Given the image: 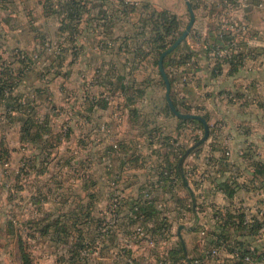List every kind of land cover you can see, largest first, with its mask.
<instances>
[{
  "label": "crops",
  "instance_id": "crops-1",
  "mask_svg": "<svg viewBox=\"0 0 264 264\" xmlns=\"http://www.w3.org/2000/svg\"><path fill=\"white\" fill-rule=\"evenodd\" d=\"M30 1L22 0L23 6L27 8ZM189 1L195 14L191 32L173 51L164 68L175 107L181 112L203 116L209 126L207 140L187 155V149L197 138L199 124L183 121L167 109L163 78L153 62L154 53L140 34L142 23L149 18L146 12L151 15L153 11H168L180 24L184 14L189 20L185 0H38V18L52 23L59 20L58 30L64 29L65 24L76 35L75 40L82 35L101 36L106 43H111V38L116 43V47L106 44L98 51L100 63H93L91 59L83 63L85 57L79 61V56L72 63L78 71L93 69V74L86 77L79 89H73L76 101L72 105L79 102L80 105L77 104L70 116L74 120L67 131L71 137L67 146L71 144L77 149H71L67 158L60 157L61 147L56 149L59 142L48 143L52 130L47 125L48 113L45 112L47 117L43 121L40 109L31 104L34 98L29 97L30 102L22 105L21 112L5 111L6 103L22 102L19 101L22 81L29 86L31 83L36 87L47 86L39 84L42 83L41 66L28 64L26 56L11 61L8 66L0 63V80L5 88L11 87L9 93L0 92V106L7 120L19 123V142L33 148L28 162L17 167L16 174L29 172L36 182L33 186L37 184L29 195H22L23 208L31 213L22 239L24 245L38 241L43 246L47 257L37 258L41 264H127L119 246L120 237L109 243L110 214L114 212L117 222L120 221V215L127 209L130 214L136 204L144 202L146 190L151 193L149 204L152 205L143 225L151 230L161 222L167 225L163 235H167L168 251L179 244L182 247L177 234L182 225L187 255L183 247L182 250L190 260L193 257L204 264H240L234 257V251L240 248L253 252L254 264H263L264 115L256 106L258 109L247 118L239 100L246 95L231 93L233 87H241L244 77L247 78L245 70L253 54L247 36L236 35L234 25L244 23L248 29L254 12L263 3L261 0ZM91 22L99 23L96 34L92 33ZM117 23L122 24L118 32L115 31ZM24 30L36 33L39 28ZM129 38L133 46L127 44L125 49L123 41ZM231 43L234 51L237 49L236 62L220 52ZM86 48L82 45L81 54L84 55ZM87 51L95 54L93 47ZM60 55L50 57L51 61H43L42 65L46 69L55 68V75H74L71 76L74 82L77 80V72L73 74L75 69L72 71L71 67L69 73H61L64 67ZM121 59L125 62L123 70L117 72L116 60ZM38 91L39 99L44 92L57 97L54 90L52 93L47 89ZM28 114L39 122H46V131L37 143L22 138L23 122ZM83 119L84 134L78 130V122ZM79 135L84 139H79ZM0 149L7 152L5 158H0L1 166L10 162L11 152L3 142ZM83 151L84 156L79 157ZM78 166L85 167L87 236L79 234L83 223L78 203H74L78 197ZM183 178L194 193V207ZM97 197H100V207L96 208L99 211L95 217ZM111 198L117 202L111 204ZM239 216L253 227L252 232L240 225ZM5 228L6 234H15L16 240L18 228L14 230L12 219L5 222ZM162 230L156 231L158 237L162 236ZM94 245L101 247L100 256L93 255ZM110 245L114 247V256L105 257L103 251L109 250ZM211 248L218 249L216 255L209 256ZM78 252L84 259L78 257ZM18 254L19 264H27ZM29 256V263L36 264L32 255Z\"/></svg>",
  "mask_w": 264,
  "mask_h": 264
},
{
  "label": "rangeland",
  "instance_id": "rangeland-1",
  "mask_svg": "<svg viewBox=\"0 0 264 264\" xmlns=\"http://www.w3.org/2000/svg\"><path fill=\"white\" fill-rule=\"evenodd\" d=\"M9 1L10 0H0V63L5 64L4 66H8L11 61L22 57L25 58L26 56L28 58V64L36 68L41 66L39 70V77L42 83L39 84H45L47 86L36 87L32 83V86H29L28 82L22 81V86L20 85L22 92L19 95V101H22L20 103L25 106L30 102L29 97L31 99L34 98L31 104L37 107V109H40L38 111L43 116V121L46 120V113H48L47 125L52 129L50 131V136H48V139L50 140L48 143L59 142V146L56 149L61 147V156L59 153L58 156L62 157V159L67 158V156L70 155L69 151L71 149H73V151L74 149H77L71 144V148L67 146L71 141V137H69L67 131L70 127V123L74 120V117L70 116L74 109L77 108V104L80 105V102L76 105H72L76 101L74 99L73 89H79L82 85H84L83 82L86 77L93 74V69L83 68L78 71L74 68L72 63L77 56H79V61L82 59L81 57H85V59H83V63L88 59H91L93 63H100L101 55L98 51L102 50L106 44L108 47H116V43L113 44L112 42L115 41V39L111 38V43H106L101 36L88 38L87 36L82 35L78 36L75 40L74 37L76 35L71 34L70 31L65 28V24H63L64 29L58 30V27H60V23L58 22L59 20L54 18L55 23H52L53 21L43 22L44 20L41 21L38 18V11L40 8L38 6V0L30 1L29 4H27V8L23 6L24 4L22 3V0H12V2ZM261 1L263 5L254 12L253 21L250 25L248 24V29H246L244 23L234 25L236 35H242L245 33V36L248 38V43L253 49V54L250 56V60L252 61L248 66L249 68L245 70L247 78L244 77V81L241 82L242 84L240 85L241 87L235 86V88L233 87L231 90L233 95H235L236 92L246 95L240 97L239 100L241 101L240 104H242L245 112L247 113V118L258 109L256 106L261 108V113L264 115V0ZM146 13L147 16H145L148 18L150 13ZM184 15L185 17L183 19V23L181 24L180 31L184 29L188 22L187 14ZM98 24L91 22L92 33L96 34L100 29ZM121 25V23L116 24V32H118V28ZM239 26H243L245 29L241 30L239 29ZM38 28L39 30L36 33H26L24 30H36ZM85 28L86 26L82 27V29L80 27L81 30H84ZM127 28L128 27H126V29ZM130 39L131 38L123 41V48L126 49L125 45L127 44L129 47L133 46V43L131 45ZM81 44L87 47L85 49L86 51L88 50V47H93L95 54H89V51H85L84 55L83 53L81 54ZM114 50H116V48H114ZM79 51L80 54L76 55L75 53ZM58 53H62L60 56H62L61 61L64 69L61 70V73H69V69L71 67L72 71L75 69L73 74L77 72V80H74V82L71 80V76L74 75L70 76V73L67 74V76L65 73L55 75V68L52 67V69H46L42 65L43 61L48 63L51 61L49 58L57 56ZM116 62L118 64V68L116 67L117 72L119 70L122 71L123 64L125 63L124 59L116 60ZM89 64V66H91L92 63ZM43 89H47V91L51 93L54 90L57 93V97L55 96L54 98L53 95L50 97L44 92L43 97L39 99L38 90ZM162 89L163 88L160 86V93L163 92ZM17 125L19 126V123L16 121L7 120L3 108L0 106V142H3L11 152L10 162L2 163L0 166V264H19V244L17 239L15 240V234H6L5 222L12 219L14 230L18 228L21 229L22 232L26 233L25 231H27V227L25 222L26 219H28V215L31 213L28 208L24 210L22 195H25V193L29 195L30 190L37 186V184L33 186L36 182L34 181L31 173L28 172V175L27 173H22L20 176L16 174L17 167L25 162H28V157H30L33 153V148L30 144H21L19 142ZM82 126H84V119L82 122H80V120L78 122V130L84 134V127ZM57 127H60L62 132L59 133ZM190 134H192V132H190ZM202 135L203 129L200 128L196 136L197 139H200ZM72 137H75L74 133H72ZM79 139H84V136L82 137V135H79ZM194 143L195 142L191 145H194ZM95 148H97V146H95ZM54 151L56 150L54 149ZM82 156H84V151L79 155V157ZM63 163L64 160L61 161V164ZM48 167L55 171L57 169L52 165ZM65 167L67 168V166ZM76 168L78 169L77 177H79V182L76 186V193H78V197L74 203H78L80 210L79 215L81 217V222L83 223L82 233L84 236H87L89 231L85 226V222H87L85 217V203L88 201L84 183L85 167L78 166ZM73 175L74 174L72 173V176ZM17 178L19 180H17ZM73 188L74 186H72V189ZM116 200L117 199L111 198V204H115L117 202ZM94 203V216L97 217L98 214H96V211L99 210L96 208L100 207V197L95 198ZM119 218L120 221L118 219L117 222V215L114 214V212H111L109 221V239H111V242L109 243L111 244L112 241H117V238L120 237L119 246L127 261H133L135 264H139V262L140 264H151L152 259H154L151 251L152 246L137 235V228L140 227L141 224L143 225V223L135 221L133 216L128 213V209L124 214H121ZM96 232L98 231H95V233ZM25 248L29 255H32L36 264H41L37 258L47 257L43 246L40 245L38 241L28 243L25 242ZM113 248V245H110L109 250H104V256H114V253L112 254ZM94 250L93 255L100 256L102 252L101 247L99 245L95 247L94 245Z\"/></svg>",
  "mask_w": 264,
  "mask_h": 264
},
{
  "label": "trees",
  "instance_id": "trees-1",
  "mask_svg": "<svg viewBox=\"0 0 264 264\" xmlns=\"http://www.w3.org/2000/svg\"><path fill=\"white\" fill-rule=\"evenodd\" d=\"M147 22H143L141 30H140V34L144 35V40L147 45L151 48V51L154 53V60L153 62L157 65L158 63V57L161 54V52L163 50H165L166 48H168L173 41L180 35V33L182 31H180L181 29V24L179 22V20L177 19V17L168 12V11H153V13L149 16V18L147 19ZM173 51L168 54L163 61V65L165 68V63L168 61V59L170 58V56L172 55ZM23 58V57H22ZM3 81V80H2ZM1 82V80H0ZM4 83L1 82L0 84V92L5 94V93H9L11 91V87H4ZM174 103V101H173ZM174 105L176 106V103H174ZM167 109L169 110L168 106ZM23 110V106L20 102H12V103H6V107H5V111L7 112H11V111H18L21 112ZM28 117L25 119V121L23 122V134H22V138L23 140H31L34 142H38V140L41 138V133L43 131H46V122H39V120H37L33 115L28 114ZM183 121H189V122H193V123H198L200 128L203 129V125L200 121L198 120H194V119H183ZM43 124V125H42ZM44 127V128H43ZM33 131V132H32ZM210 134V131H209ZM199 139H195L194 142L196 143ZM7 155V152L4 150L0 149V158H5ZM152 201V200H151ZM138 206V210H133L132 216L134 218L135 221H139L140 223H145V221H147L148 217H149V209L151 207L152 204H149L148 201L143 202L142 204H136ZM190 205V203H189ZM149 214V215H148ZM240 217V216H239ZM231 218L230 216H228V219ZM228 222V221H226ZM163 222L160 223V225L156 224L153 229H149L151 230V232L156 236V239L159 240L160 238H163V234H165L167 232L168 227L163 226L162 224ZM239 223L240 225L243 224V228H245L246 230H248L249 232H252L251 230L253 229V227L249 226L248 223H244V219H242L241 217L239 218ZM163 229V230H162ZM158 230H162L161 231V235L160 237H158L156 235V231ZM17 241L19 244V252H20V257L24 258V262L27 264L29 263V253L26 251L25 245H24V241L22 239V231L20 229L17 230ZM79 234L82 235V230L79 229ZM79 241L82 240V237H78ZM240 251V253H249L250 255L253 256V252H250L248 250L245 249H236L234 251V253L236 251ZM78 257L84 259V256L81 255V253L78 252ZM169 255L171 260L173 261V264L175 263H179L180 261L186 260V257L183 253L182 247L179 244L178 247H175L174 249H170L169 250ZM81 260V259H80ZM197 260L196 258L191 257V261L192 263ZM239 261L240 264H243L241 262V260L237 259Z\"/></svg>",
  "mask_w": 264,
  "mask_h": 264
},
{
  "label": "water",
  "instance_id": "water-1",
  "mask_svg": "<svg viewBox=\"0 0 264 264\" xmlns=\"http://www.w3.org/2000/svg\"><path fill=\"white\" fill-rule=\"evenodd\" d=\"M185 4H186V7H187V10H188V13H189V20H188L186 26L184 27V29L182 30V32L180 33V35L173 41V43L168 48H166L165 50H163L161 52V54L158 57L157 65H158L159 72H160V74H161V76L163 78L164 84H165V99H166V102H167V105H168L170 111L175 116H177L178 118L198 120L203 125V135H202V137L196 143H194V145H192L191 147H189V149H187V151L185 153L187 155L194 148H196L197 146L201 145L202 143H204L207 140V138L209 136V126H208V123H207L206 119L203 116L198 115V114H194V113H190V112H181L175 107V105H174V103H173V101L171 99V95H170L171 85H170L169 79L167 77V74L165 72L164 65H163L164 58L168 54H170L172 51H174L187 38V36L191 32V28H192V25H193L194 20H195V14H194V10H193V6H192L191 2L189 0H185ZM183 180H184V183H185V185L187 186V188L189 190V193H190V196H191V200H192V204H193V207H194L195 206L194 193H193L192 189L188 186V183H187L186 179L183 178ZM182 229H183V226L180 225L178 227V233L177 234H178V237L180 239V242L182 243V247H183L184 253H185V255H187L185 243H184L183 238L181 236V230ZM186 261H187L188 264H193L192 261L188 257H186Z\"/></svg>",
  "mask_w": 264,
  "mask_h": 264
},
{
  "label": "built area",
  "instance_id": "built-area-1",
  "mask_svg": "<svg viewBox=\"0 0 264 264\" xmlns=\"http://www.w3.org/2000/svg\"><path fill=\"white\" fill-rule=\"evenodd\" d=\"M239 29L244 30L245 27L239 26ZM234 43H231L228 49H224L220 51L225 58L230 60L231 62H236L238 60L237 57V51H234L233 49ZM228 155V153H226ZM144 197L143 201L150 202L152 200L151 193L149 191H144ZM133 210H138V206L135 205ZM137 235L148 242L150 246H152V264H173V261L170 258L169 251L167 249L166 244V237L167 235H164L163 238H160L159 240L156 239L155 235L151 232V230L146 229L144 225L141 224L140 227L137 228ZM218 252L217 248H211L209 251V256H214ZM235 259L241 260L243 264H254V257L250 255L249 253H240V251H236L234 253ZM186 260H183L180 263H184ZM127 264H135L133 261H127ZM178 264V263H177ZM193 264H204L201 259H197L193 262Z\"/></svg>",
  "mask_w": 264,
  "mask_h": 264
}]
</instances>
